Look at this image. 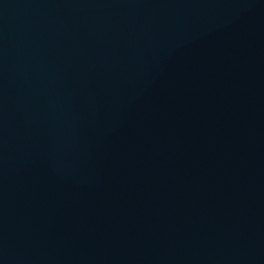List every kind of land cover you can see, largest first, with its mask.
Listing matches in <instances>:
<instances>
[{
  "label": "water",
  "instance_id": "obj_1",
  "mask_svg": "<svg viewBox=\"0 0 264 264\" xmlns=\"http://www.w3.org/2000/svg\"><path fill=\"white\" fill-rule=\"evenodd\" d=\"M0 264H264V0H0Z\"/></svg>",
  "mask_w": 264,
  "mask_h": 264
}]
</instances>
